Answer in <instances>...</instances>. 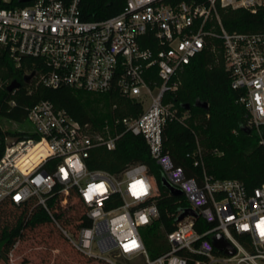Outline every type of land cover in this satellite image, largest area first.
Returning <instances> with one entry per match:
<instances>
[{
  "label": "built area",
  "instance_id": "obj_1",
  "mask_svg": "<svg viewBox=\"0 0 264 264\" xmlns=\"http://www.w3.org/2000/svg\"><path fill=\"white\" fill-rule=\"evenodd\" d=\"M79 2L0 0V51L16 66L25 57L38 59L28 84L113 94L135 100L142 112L114 117L113 129H123L117 133L107 122L101 129L81 124L46 100L31 106L23 119L31 130L2 133L0 207L40 208L78 254L97 264H264V178L251 191L203 169L199 180L187 178L162 147L166 124L187 126L190 116L170 98L179 76L207 50L221 54L245 127L255 131L264 151V0H124L116 15L92 21L82 19ZM237 9L261 12L259 28L226 29L222 11ZM124 132L144 139L164 178L197 213L175 222L164 234L167 250L155 257L143 241L159 217L145 166L112 175L87 164L95 149L113 150ZM191 156L194 166L201 164L199 147ZM72 211L76 219L66 225ZM198 219L209 228L198 232ZM218 233L233 255L214 248L211 238ZM19 244L8 251L10 260Z\"/></svg>",
  "mask_w": 264,
  "mask_h": 264
},
{
  "label": "trees",
  "instance_id": "obj_2",
  "mask_svg": "<svg viewBox=\"0 0 264 264\" xmlns=\"http://www.w3.org/2000/svg\"><path fill=\"white\" fill-rule=\"evenodd\" d=\"M123 5L124 0H80L79 10L83 20H102L116 15ZM221 14L224 26L230 31H255L262 20L261 12L251 14L243 9L222 11ZM37 63L38 59L25 57L16 66L4 51H0V79L3 81L0 88V116L21 122L31 106L46 100L56 108L64 109L81 124L87 123L94 129H101L107 122L111 132L121 133L122 127L113 129L111 126L113 118L136 116L142 112V107L135 100L117 95H94L65 86L49 89L24 82L25 75L39 68ZM179 77L180 86L170 98L179 110L189 105L190 116L186 120L187 126L177 122L166 124L162 134L163 151L187 178L199 180L203 169L207 176L219 180H238L247 191H251L264 178V151L258 144L255 131L245 130V111L235 102L237 93L230 88L221 54L204 51L185 66ZM13 80L20 82V86L12 93L6 90V86ZM195 102H206L208 107H197ZM3 146L0 132V154ZM197 147L201 151V164L194 166L191 154ZM87 164L89 169L103 170L112 175L133 164L145 166L146 173L154 179L156 195L153 201L159 217L145 230L143 241L150 257L166 251L164 234L174 228L178 212L187 208L188 204L183 195L172 196L162 185L163 173L150 157L144 139L124 132L116 140L113 150L95 149ZM9 209L12 208L0 207V220ZM15 209L19 210V215L14 224L0 226V264L8 262V251L18 239L24 237L25 232L50 223L47 214L38 207ZM56 215L63 219L64 212L58 211ZM74 219L76 215L65 219L64 223L67 225ZM195 227L198 232H203L209 225L198 219ZM85 264L97 263L85 258Z\"/></svg>",
  "mask_w": 264,
  "mask_h": 264
},
{
  "label": "rangeland",
  "instance_id": "obj_3",
  "mask_svg": "<svg viewBox=\"0 0 264 264\" xmlns=\"http://www.w3.org/2000/svg\"><path fill=\"white\" fill-rule=\"evenodd\" d=\"M31 129V124L26 120L16 122L0 116L1 133L13 135ZM77 214V211L75 214L71 212V216ZM18 215V209L6 210L1 217L0 226L5 223L14 224ZM140 231L142 233V229ZM18 248L14 258H8L6 264H85V258L78 254L50 223L25 232Z\"/></svg>",
  "mask_w": 264,
  "mask_h": 264
},
{
  "label": "water",
  "instance_id": "obj_4",
  "mask_svg": "<svg viewBox=\"0 0 264 264\" xmlns=\"http://www.w3.org/2000/svg\"><path fill=\"white\" fill-rule=\"evenodd\" d=\"M21 1H28V0H21ZM33 75H34V72H31L30 74L25 75L23 77V81L28 83L29 80L33 77ZM19 86H20V82L13 80L6 86V90L8 92H11L14 89L19 88ZM194 105L197 107L203 108V109H207L208 107L206 102H195ZM184 109L188 110L189 105H185ZM245 130L249 132L248 128H246ZM8 143H10V141H8ZM162 185L168 190L170 195L172 196L181 195V191L171 186V184L165 178L162 179ZM185 217L197 218V213L191 208H184L180 210V213L176 216L175 222L181 221ZM211 241L215 249L222 251L226 255L234 254L235 252L234 248L229 244V242L221 234L219 233L215 234L211 238Z\"/></svg>",
  "mask_w": 264,
  "mask_h": 264
},
{
  "label": "snow or ice",
  "instance_id": "obj_5",
  "mask_svg": "<svg viewBox=\"0 0 264 264\" xmlns=\"http://www.w3.org/2000/svg\"><path fill=\"white\" fill-rule=\"evenodd\" d=\"M17 199H19V197H17ZM262 234H264V233H262ZM135 246V245H134Z\"/></svg>",
  "mask_w": 264,
  "mask_h": 264
}]
</instances>
